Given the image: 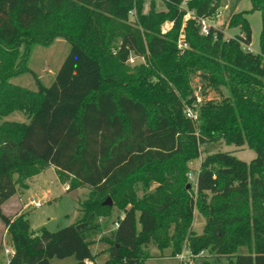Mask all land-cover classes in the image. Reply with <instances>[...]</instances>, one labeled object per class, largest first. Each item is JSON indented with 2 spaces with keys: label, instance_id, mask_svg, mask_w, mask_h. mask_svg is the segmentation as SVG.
I'll list each match as a JSON object with an SVG mask.
<instances>
[{
  "label": "trees",
  "instance_id": "obj_1",
  "mask_svg": "<svg viewBox=\"0 0 264 264\" xmlns=\"http://www.w3.org/2000/svg\"><path fill=\"white\" fill-rule=\"evenodd\" d=\"M163 1L165 10L151 1L145 13L144 0H0V119L15 111L27 118L0 121V220L14 250L7 264L69 256L97 264L90 237L114 208L113 229L100 238L108 244L103 264H145L149 245L175 257L186 247L230 257L228 264H264V0L231 15L229 27L240 32L228 38L213 25L201 32L219 0ZM253 10L262 14L258 52L247 48ZM58 38L70 49L47 84L30 57ZM131 55L143 61L131 65ZM25 74L35 88L12 81ZM208 88L221 98H207ZM216 140L257 155L246 162L206 154L194 192L187 163ZM50 166L67 191L90 193L75 223L35 233L25 212L7 216L1 208ZM195 209L206 218L201 233L193 230Z\"/></svg>",
  "mask_w": 264,
  "mask_h": 264
},
{
  "label": "rangeland",
  "instance_id": "obj_2",
  "mask_svg": "<svg viewBox=\"0 0 264 264\" xmlns=\"http://www.w3.org/2000/svg\"><path fill=\"white\" fill-rule=\"evenodd\" d=\"M151 1L154 3L156 10H165L166 6L163 0H144L143 11L146 13L149 10ZM252 8L251 0H219V7L214 19H208L206 23L213 25L216 28L222 29L226 38L234 36L240 32L239 27H229V21L231 15L235 12L250 10ZM250 26L252 29L251 44L247 47L249 50L259 51V40L262 29V14L259 10H253L246 14ZM171 27V23L165 22L162 25L163 30H167ZM70 44L63 38H58L49 46H34L30 57V67L39 75L43 82L49 84L55 77V74L61 66L64 58L68 54ZM143 61L140 58H135L131 65H135L138 62ZM12 81L16 84H20L29 88H35V80L31 74H25L20 77L13 78ZM193 86L198 85V77L194 76L192 81ZM197 93L201 96V92L197 89ZM227 93L226 90H224ZM202 97V96H201ZM207 98L220 99V95L213 89L208 88L206 90ZM3 120H15V121H27L26 115L21 111H15L10 115L3 117ZM202 153L198 159H194L187 163L190 172L189 181L192 184L193 191L196 190L197 178L200 169L201 159L208 153L213 152H229L237 158L249 162L256 157V152L249 148L246 144L237 146L235 144H228L223 140L210 141L201 146ZM17 177V176H16ZM27 187L18 185L17 195L10 202L6 203L2 209L7 216H15L17 214L25 212L30 222V228L35 233H38L41 228H46L49 231H57L63 227L69 226L75 223L82 217L81 203L89 196L90 189L87 186H83L71 191H67L69 188V182L63 183L57 176L55 170L52 167H47L39 174L28 178L26 180ZM188 183V184H190ZM154 187V185H152ZM141 194V191L139 192ZM20 197V201L16 200ZM35 200L40 202V206L34 205L31 201ZM23 209V210H22ZM22 211V212H20ZM120 213L117 208H114L112 215L100 220L103 230L91 239H96L91 244V250L97 255V264H103L108 258L106 249L108 244L101 241L102 235L109 234L113 229V221L117 214ZM206 218L198 210L195 209L193 217V230L197 233H201L205 227ZM6 248H12V243L7 233V229L4 223L0 220V264H7L9 261V255L6 254ZM148 252L151 257L146 260L145 264H201L203 259H208L212 264H228L230 257H211L207 251H203L197 255L190 253L188 248H184L180 255L182 258H177L171 255V250L165 248L159 249L155 245L148 246ZM240 253H246V247H241ZM233 259V258H232ZM77 259L74 256L66 258H52L51 264H75Z\"/></svg>",
  "mask_w": 264,
  "mask_h": 264
},
{
  "label": "built area",
  "instance_id": "obj_3",
  "mask_svg": "<svg viewBox=\"0 0 264 264\" xmlns=\"http://www.w3.org/2000/svg\"><path fill=\"white\" fill-rule=\"evenodd\" d=\"M189 14H190V13H188L187 16H189ZM130 15H131V16L135 15V10L130 11ZM200 23H201V32H202V33H207L208 30H209V25L206 23V20H205V19H201V20H200ZM162 31L165 32L166 30H163V28H162ZM183 45L186 46L185 43H184V44L182 43V39H180L179 46L182 47ZM135 58H137V57L134 56V55H131V56L129 57L128 61H129L130 63H133L134 60H135ZM201 101H202V97H201V96L199 95V93H197V91H196V103L198 104V103H200ZM185 114H186V116L189 117V118H194V119H195V118L197 117V114H196L195 110H194L193 108H191V107H188V108L185 110ZM189 176H190V178H191V177H192V174H190ZM31 202H32L34 205H36V206H40V202H38V201L32 200ZM116 225H117V223H115V226H116ZM5 252H6V254L9 255V257H10V256L14 253V250H13L12 248H6ZM176 257H177V258H182V256H181L180 254L176 255Z\"/></svg>",
  "mask_w": 264,
  "mask_h": 264
},
{
  "label": "crops",
  "instance_id": "obj_4",
  "mask_svg": "<svg viewBox=\"0 0 264 264\" xmlns=\"http://www.w3.org/2000/svg\"><path fill=\"white\" fill-rule=\"evenodd\" d=\"M50 167H52V166H50ZM53 169H54V167H52ZM66 184V183H65ZM17 195V192L13 195V196H11L8 200H6L3 204H2V209H3V207H5L4 205L6 204V203H8V202H10L11 200L13 201V199L15 198V196ZM14 201H16V202H19L20 201V197L18 196V198L16 199V200H14ZM23 210V209H22ZM5 214H6V212L5 211H3ZM20 212H22V211H20ZM7 215V214H6Z\"/></svg>",
  "mask_w": 264,
  "mask_h": 264
},
{
  "label": "water",
  "instance_id": "obj_5",
  "mask_svg": "<svg viewBox=\"0 0 264 264\" xmlns=\"http://www.w3.org/2000/svg\"><path fill=\"white\" fill-rule=\"evenodd\" d=\"M188 186H190V184H188ZM104 204L112 205L111 198H107V200L104 202Z\"/></svg>",
  "mask_w": 264,
  "mask_h": 264
}]
</instances>
